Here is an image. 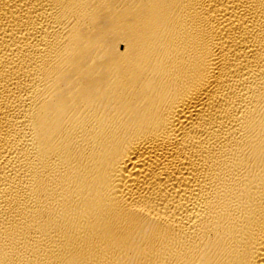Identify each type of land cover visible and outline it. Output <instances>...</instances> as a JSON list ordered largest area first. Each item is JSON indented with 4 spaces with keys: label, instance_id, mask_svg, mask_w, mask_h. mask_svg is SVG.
<instances>
[{
    "label": "bare ground",
    "instance_id": "obj_1",
    "mask_svg": "<svg viewBox=\"0 0 264 264\" xmlns=\"http://www.w3.org/2000/svg\"><path fill=\"white\" fill-rule=\"evenodd\" d=\"M0 264H264V0H0Z\"/></svg>",
    "mask_w": 264,
    "mask_h": 264
}]
</instances>
